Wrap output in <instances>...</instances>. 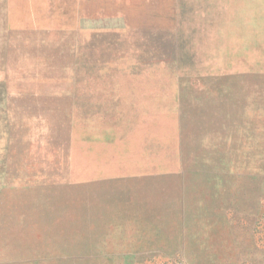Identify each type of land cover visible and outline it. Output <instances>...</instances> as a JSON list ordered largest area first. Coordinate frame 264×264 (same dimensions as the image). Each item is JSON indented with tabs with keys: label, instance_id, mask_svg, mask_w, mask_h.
<instances>
[{
	"label": "rangeland",
	"instance_id": "obj_1",
	"mask_svg": "<svg viewBox=\"0 0 264 264\" xmlns=\"http://www.w3.org/2000/svg\"><path fill=\"white\" fill-rule=\"evenodd\" d=\"M0 264H264V0H0Z\"/></svg>",
	"mask_w": 264,
	"mask_h": 264
},
{
	"label": "crops",
	"instance_id": "obj_2",
	"mask_svg": "<svg viewBox=\"0 0 264 264\" xmlns=\"http://www.w3.org/2000/svg\"><path fill=\"white\" fill-rule=\"evenodd\" d=\"M141 92H146V90H141ZM142 101H143L142 97H139L136 99H130V102H132V105L135 106V113L133 115L134 117H132L133 123L136 121V118L138 117V115L136 114H137L138 108L141 105Z\"/></svg>",
	"mask_w": 264,
	"mask_h": 264
}]
</instances>
